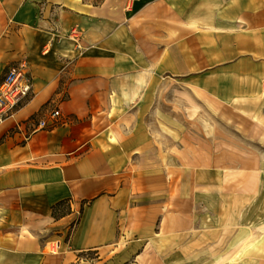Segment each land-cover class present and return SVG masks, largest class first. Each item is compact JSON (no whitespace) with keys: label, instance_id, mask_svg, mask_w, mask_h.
Wrapping results in <instances>:
<instances>
[{"label":"crops","instance_id":"obj_1","mask_svg":"<svg viewBox=\"0 0 264 264\" xmlns=\"http://www.w3.org/2000/svg\"><path fill=\"white\" fill-rule=\"evenodd\" d=\"M21 61L33 92L0 119V238L15 231L0 254L17 257L6 264H106L187 233L185 247L239 226L252 235L260 177L160 140L147 114L174 76L264 111V0H0V79ZM56 109L58 124L41 128Z\"/></svg>","mask_w":264,"mask_h":264},{"label":"rangeland","instance_id":"obj_2","mask_svg":"<svg viewBox=\"0 0 264 264\" xmlns=\"http://www.w3.org/2000/svg\"><path fill=\"white\" fill-rule=\"evenodd\" d=\"M174 28L177 30V24ZM194 41L198 44V39L194 38ZM201 72V70H193L188 78L196 80L203 73ZM202 78L212 87V74L202 75ZM171 81L168 85L159 86L152 117L147 114L148 122L151 121L154 126H157L160 140L173 142L174 145L182 139L184 142L201 144L207 151L217 152L221 156L223 172L232 169L239 174L248 172V174L257 175L261 181L259 188L264 191V111L262 108L255 109L251 105L247 106L246 103L239 105L219 103L221 110L226 112L227 116L224 117L214 112L206 102V100L214 102L211 95V97L201 95L197 88L192 85L191 88L187 87L176 76ZM254 184L256 186L258 182ZM257 196L253 200L255 205H252L248 211L249 225L253 226V230H250L252 235L248 239L245 237L247 232L245 228L239 226L238 229L225 231L219 245L191 244L185 247L184 245L191 237L187 233L150 246L139 257L134 256L126 261L114 259L106 264H257V256H262L261 252H257L263 247L259 248V244L264 242L262 230L264 194H261L262 197L259 195V198ZM8 232L12 233L6 236L14 237L15 231L8 230ZM47 245L45 254L59 252L58 242L49 241ZM254 249L256 254L253 253ZM90 255L96 258L94 254ZM1 256L4 258L0 264H6L5 258L13 259L14 263L17 259L15 255L9 257L3 253L0 254ZM94 261H91V264H94ZM71 264L81 263L79 261Z\"/></svg>","mask_w":264,"mask_h":264},{"label":"built area","instance_id":"obj_3","mask_svg":"<svg viewBox=\"0 0 264 264\" xmlns=\"http://www.w3.org/2000/svg\"><path fill=\"white\" fill-rule=\"evenodd\" d=\"M32 92L33 77L28 62L21 61L10 65L0 79V119L13 115L22 101ZM60 115L59 109L52 111L48 119L43 118L39 121V126L41 128L56 126Z\"/></svg>","mask_w":264,"mask_h":264},{"label":"bare ground","instance_id":"obj_4","mask_svg":"<svg viewBox=\"0 0 264 264\" xmlns=\"http://www.w3.org/2000/svg\"><path fill=\"white\" fill-rule=\"evenodd\" d=\"M206 100V99H205ZM206 102L210 105V107L212 108V110L214 112H217L219 114H221L222 116L226 117V112H223L221 110V107L218 105L219 103H216V102H209L206 100ZM0 242H3V243H9V244H13L15 242V239L14 237H12L11 235L10 236H6L5 238H0Z\"/></svg>","mask_w":264,"mask_h":264},{"label":"trees","instance_id":"obj_5","mask_svg":"<svg viewBox=\"0 0 264 264\" xmlns=\"http://www.w3.org/2000/svg\"><path fill=\"white\" fill-rule=\"evenodd\" d=\"M67 212V205L65 201H61L53 206V216L59 217Z\"/></svg>","mask_w":264,"mask_h":264}]
</instances>
